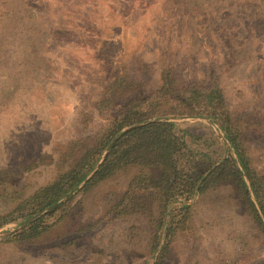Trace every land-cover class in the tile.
Listing matches in <instances>:
<instances>
[{
    "label": "rangeland",
    "instance_id": "374dc122",
    "mask_svg": "<svg viewBox=\"0 0 264 264\" xmlns=\"http://www.w3.org/2000/svg\"><path fill=\"white\" fill-rule=\"evenodd\" d=\"M241 9L237 0H0V215L56 176L67 140L104 122L95 104L117 72L141 77L144 88L153 89L165 68L182 84H206L211 60L226 62L220 83L227 106L239 116L242 151L264 176V19L250 21ZM166 119L192 152L213 158L230 154L235 161L231 144L208 117ZM39 155L35 168L27 169ZM135 171H120L82 195L69 214L50 216L49 230L31 243L4 238L77 195L94 173L32 221L18 227L57 201L1 225L0 264H153L157 252L148 249L143 216L101 222L84 235L74 230L100 216L102 198L123 189ZM188 202L190 229L175 236L163 264H264V232L243 212L231 186Z\"/></svg>",
    "mask_w": 264,
    "mask_h": 264
},
{
    "label": "trees",
    "instance_id": "16d2710c",
    "mask_svg": "<svg viewBox=\"0 0 264 264\" xmlns=\"http://www.w3.org/2000/svg\"><path fill=\"white\" fill-rule=\"evenodd\" d=\"M195 1L177 0L182 4ZM237 1L242 4L244 18L255 22L264 19V0ZM226 66V62L212 59L206 84L194 80L182 84L170 68H165L160 71L159 84L153 89L144 88L147 83L141 77L117 72L95 104L99 113L105 116L104 122L85 136L67 140L56 176L16 202L13 209L1 214L0 226L47 207L76 188L121 128L149 121L119 136L92 177L78 191L80 198L74 200L77 195L69 196L54 211L4 239L22 244L33 242L49 230L47 219L50 216L69 214L83 201L87 192L131 167L136 171L129 176L123 189L104 196L105 207L100 216L77 225L76 232L84 235L101 222L104 225L129 216H143L149 226L148 249L153 255L157 252L153 264H163L175 236L190 229L192 203L188 201L226 185L232 187L246 216L264 232L262 219L231 155L213 158L207 152H192L176 133L174 123L166 119L168 115L186 114L202 115L215 122L236 151L264 215V176L257 175L242 151L239 116L227 106L220 83ZM40 159L41 155L29 160L27 169L35 168ZM3 181L0 179V183ZM132 228L128 227L131 233Z\"/></svg>",
    "mask_w": 264,
    "mask_h": 264
},
{
    "label": "water",
    "instance_id": "95a60500",
    "mask_svg": "<svg viewBox=\"0 0 264 264\" xmlns=\"http://www.w3.org/2000/svg\"><path fill=\"white\" fill-rule=\"evenodd\" d=\"M148 121H149V120L144 121V122H141V123H137V124H130V125L124 126V127H123V128H122V129H121V130H120V131H119V132H118V133L112 138V140L110 141V143L108 144V146L105 148L103 154L101 155L100 160L95 164V166L91 169V171L85 176V178L79 183V185H78L77 187H80V186H81V185H82V184H83L88 178L91 177V175H92V174L94 173V171L97 169L99 163L103 160V158L105 157V155L107 154V152L109 151V149L111 148V146L113 145V143L119 138V136H120L122 133H124L125 131H127V130H129V129H131V128L137 126V125L144 124V123H146V122H148ZM222 140L225 141V139H222ZM225 142H226V141H225ZM228 146L230 147V149H231V151H232L233 157H234V159H235V162H236L238 168L240 169V171H241L242 174H243V170H242V167H241V165H240V163H239V160H238V158H237V156H236V153L234 152L233 148H232L229 144H228ZM247 188H248V191H249V193H250V196H251L252 200L254 201V199H253V195H252V193H251V188H250V185H249L248 181H247ZM69 193H70V192H69ZM69 193H67L64 197H66ZM64 197H63V198H64ZM63 198L60 199L59 201H57V202H56L55 204H53L52 206H50V207H48V208L42 210L41 212H38V213L34 214L33 216L29 217L28 219L22 221V222L18 225V227H21V226L24 225L25 223L30 222V221H32L33 219H35L36 217H38V216L44 214L45 212L51 210L53 207H55V205H56L58 202H60L61 200H63ZM254 202H255V201H254Z\"/></svg>",
    "mask_w": 264,
    "mask_h": 264
}]
</instances>
